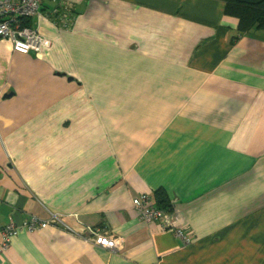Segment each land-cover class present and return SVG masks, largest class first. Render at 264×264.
<instances>
[{
	"label": "crops",
	"instance_id": "crops-1",
	"mask_svg": "<svg viewBox=\"0 0 264 264\" xmlns=\"http://www.w3.org/2000/svg\"><path fill=\"white\" fill-rule=\"evenodd\" d=\"M223 8L42 0L49 48L0 39V264H264V30L231 43ZM158 190L145 224L132 200Z\"/></svg>",
	"mask_w": 264,
	"mask_h": 264
},
{
	"label": "built area",
	"instance_id": "built-area-1",
	"mask_svg": "<svg viewBox=\"0 0 264 264\" xmlns=\"http://www.w3.org/2000/svg\"><path fill=\"white\" fill-rule=\"evenodd\" d=\"M42 0H0V39L7 40L12 51L20 55H28L29 53H38L51 46V42L43 37L34 28L25 25L27 20L31 19L38 13V9ZM149 196V195H148ZM141 195L132 200L133 208L141 213L140 221L146 224H152L160 221L164 217L161 210L156 209L150 196ZM55 221L58 220L55 215L51 216ZM42 223L39 227H45ZM26 229L32 232L37 229L35 222L32 221L26 225ZM18 230L12 225L7 226L2 232L0 241V254H2L9 246L10 240L17 234ZM185 244L189 243V239L182 234H177ZM90 241L98 246L119 251L123 248L121 238L113 236H103L100 234H91Z\"/></svg>",
	"mask_w": 264,
	"mask_h": 264
},
{
	"label": "trees",
	"instance_id": "trees-1",
	"mask_svg": "<svg viewBox=\"0 0 264 264\" xmlns=\"http://www.w3.org/2000/svg\"><path fill=\"white\" fill-rule=\"evenodd\" d=\"M217 1L223 3V13L225 16L237 20V34L232 37L231 43H233L239 35L247 33L252 29L264 30V0ZM25 25H28V23ZM152 204L156 209L164 213V217L165 211L171 207L169 197L163 190L154 192L152 195Z\"/></svg>",
	"mask_w": 264,
	"mask_h": 264
},
{
	"label": "rangeland",
	"instance_id": "rangeland-1",
	"mask_svg": "<svg viewBox=\"0 0 264 264\" xmlns=\"http://www.w3.org/2000/svg\"><path fill=\"white\" fill-rule=\"evenodd\" d=\"M149 197V196H148ZM150 198V200L152 201V197H149ZM135 210V209H134ZM136 211V210H135ZM135 214H136V216H137V218L139 219V220H141L140 219V216H141V213H138L137 211L135 212ZM142 222V221H141ZM144 223V222H143ZM146 224V223H145ZM176 235L178 234V233H180V234H182L183 236H184V234L180 231V230H176ZM177 237H179L178 235H177ZM114 238H118V237H114Z\"/></svg>",
	"mask_w": 264,
	"mask_h": 264
}]
</instances>
